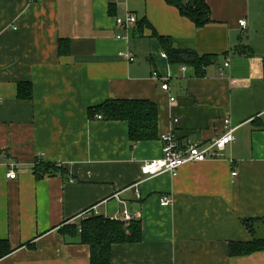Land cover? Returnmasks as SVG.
Wrapping results in <instances>:
<instances>
[{"label": "crops", "instance_id": "crops-1", "mask_svg": "<svg viewBox=\"0 0 264 264\" xmlns=\"http://www.w3.org/2000/svg\"><path fill=\"white\" fill-rule=\"evenodd\" d=\"M206 3L211 21L196 27L166 0H0V241L13 250L0 264H91L90 247L59 230L93 208L142 222V241L113 245L111 264H264V251L229 252L253 240L243 220H264V0ZM128 13L138 19L133 63L116 38ZM154 32L212 62L202 75L183 71L161 57ZM167 74L164 93L156 76ZM21 83L32 99L18 96ZM109 99L157 104L158 139L132 148L127 122L91 118ZM226 120L236 141L219 159L143 175L163 135L205 144ZM38 159L67 174L37 179Z\"/></svg>", "mask_w": 264, "mask_h": 264}, {"label": "trees", "instance_id": "trees-1", "mask_svg": "<svg viewBox=\"0 0 264 264\" xmlns=\"http://www.w3.org/2000/svg\"><path fill=\"white\" fill-rule=\"evenodd\" d=\"M170 5L177 7L182 15L188 17L196 27L208 24L210 10L206 0H166ZM143 21L140 26L145 25ZM149 25V24H148ZM150 26V25H149ZM143 27V26H142ZM166 51L171 64L190 66L202 75L204 69L212 62L210 56L200 57L192 48L183 49L175 46V40L153 35ZM61 40L60 51L63 53ZM68 52V51H67ZM65 52V53H67ZM18 96L21 99H32V87L28 84H19ZM96 114L102 115L106 121H125L129 125L131 147L139 142L158 139L159 109L157 104L148 100H115L109 99L99 106L89 109L93 118ZM37 179L66 175L67 171L57 164L37 161L33 168ZM250 232L253 240L250 242L231 243L229 252L232 257H242L264 251V237L257 234V227L264 226V220L246 219L242 221ZM60 233L64 237L78 239L81 244L90 247L91 264H111L112 247L116 244H133L142 241V222L133 220L129 226L122 222L106 219L105 216L90 213L87 219H80L73 224L62 227ZM13 252L8 241H0V260Z\"/></svg>", "mask_w": 264, "mask_h": 264}, {"label": "built area", "instance_id": "built-area-1", "mask_svg": "<svg viewBox=\"0 0 264 264\" xmlns=\"http://www.w3.org/2000/svg\"><path fill=\"white\" fill-rule=\"evenodd\" d=\"M138 24V19L134 14L128 13L124 17L116 18V25L122 29L123 33L116 36L117 39L124 40L128 44L125 51L120 53V57L129 63H133L136 60L134 53L130 48L131 32L134 27ZM241 27H246L245 21H240ZM161 57L169 60L168 54L166 52L161 53ZM229 63L224 64V68H227ZM182 70H186V66H182ZM221 75H225V70L220 69ZM156 79L160 82V88L162 92H170V81L172 76L170 74L164 75L162 77L156 76ZM171 102L175 101V98L170 99ZM93 119L102 120L103 117L100 114H96ZM226 125H228L226 131L219 137L211 140L208 143L201 144L199 142L179 141L178 137L174 132L163 135L162 137V156L158 159L146 162L142 166V173L146 177H156L162 174H171L176 176L179 170L192 163H202L210 160H216L223 156V153L228 145L233 144L236 141V128L232 127L229 120H226ZM38 161H40L38 159ZM16 172L10 170L8 177L10 179L16 178ZM236 176V173L233 174ZM135 195L137 198H141L140 191L136 189ZM172 203V199L169 196H164L161 198L162 206H169ZM90 213L95 215H100L96 208L85 212L80 217L81 219H87ZM106 219L115 222H122L125 226H129L136 217L129 212L124 210L120 214H114L110 216H105Z\"/></svg>", "mask_w": 264, "mask_h": 264}]
</instances>
